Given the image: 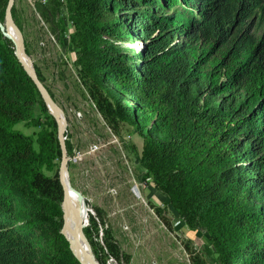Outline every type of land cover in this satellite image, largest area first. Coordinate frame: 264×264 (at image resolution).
I'll list each match as a JSON object with an SVG mask.
<instances>
[{"label": "trees", "instance_id": "1", "mask_svg": "<svg viewBox=\"0 0 264 264\" xmlns=\"http://www.w3.org/2000/svg\"><path fill=\"white\" fill-rule=\"evenodd\" d=\"M8 1L0 0L1 23ZM66 1L89 97L111 129L135 127L140 164L175 223L206 233L223 264H264V0H119L143 43L133 53L103 48L100 15L115 0ZM60 8L51 0L37 10L64 37ZM13 16L22 30L15 6ZM217 96V108L203 106ZM41 100L0 31V264H80L60 233L59 173L46 176L43 154L10 130ZM48 117L52 129L38 143L55 152L57 124ZM95 211L85 235L105 264L98 250L115 258L120 251L104 212ZM99 225L106 227L101 241Z\"/></svg>", "mask_w": 264, "mask_h": 264}, {"label": "rangeland", "instance_id": "2", "mask_svg": "<svg viewBox=\"0 0 264 264\" xmlns=\"http://www.w3.org/2000/svg\"><path fill=\"white\" fill-rule=\"evenodd\" d=\"M56 1L61 7L58 18L63 19L67 26L64 37L52 23H46L37 10L38 6L50 8L51 0H16L15 10L22 26L26 53L35 70L39 69L44 78L43 84L53 94L67 120L65 145L70 154L69 179L89 209H84V228L90 224V214L97 216L95 208L102 209L113 241L119 247L118 258L112 257L107 249L104 252L98 250L99 258L106 261L105 264H223L209 236L200 230L188 229L183 222L175 224L174 211L167 205L168 200L164 196L162 201L163 195L159 193L160 197L158 192H154L153 184L147 180L146 170L140 164L143 139L135 127L120 123L115 131L97 111L80 73L82 65L78 63L84 54L75 46L81 41L69 19L68 3L66 0ZM127 8L126 5L120 8L119 0H115L110 8L104 6L103 11L110 12L100 15L101 27L105 28L101 30L102 41H105L102 42L103 48L114 46L128 53L141 48L142 40L126 17ZM73 35L76 39L72 38ZM222 98L208 99L203 106L217 108ZM42 102L47 108L43 99L37 101L30 117L17 122L10 130L31 139L32 143L27 144H32L33 151L43 154L42 160L48 161L41 166L42 172L52 177L59 173L62 151L60 146L53 152L38 143L40 134L44 136L52 129L49 126L51 119L48 120L51 114H45ZM44 145L51 146L50 143ZM56 151H61L60 158H57ZM152 203L160 207L163 216L173 223L171 231ZM99 226L101 241L102 235H106V227ZM88 244L98 261L89 241Z\"/></svg>", "mask_w": 264, "mask_h": 264}, {"label": "water", "instance_id": "3", "mask_svg": "<svg viewBox=\"0 0 264 264\" xmlns=\"http://www.w3.org/2000/svg\"><path fill=\"white\" fill-rule=\"evenodd\" d=\"M15 1L16 0L8 1V5L6 8V12H5L4 23L0 22V31L3 34V36L6 39L10 40L11 43L13 44L14 54L17 60L22 65L28 77L32 80V82L36 86L50 114L53 116V118L56 121L58 141H59L60 148L62 151V158H61V164H60V169H59V181H60V185L63 191V201H62V206H61L62 211H63V223H62V229L60 233L66 238L69 244L70 250L72 251L74 257L80 262V264H84L82 261L79 260V258H77L74 252L76 248H79V246H81L80 239L73 241L70 238H68L66 234L67 222L71 216V211L73 207L72 194L76 192L81 196L79 192L73 189L70 183V179H69L68 163L70 160H69V155H68L66 145H65V141H66L65 132L67 129V120H66L63 110L60 108L58 103L54 100V98L52 97L48 89L45 87V85L40 81L37 75V72L33 66L32 60L29 58V56L26 53L24 34L19 28V26L17 25V23L15 22L14 16H13V8L15 6ZM15 34H16V37H15ZM84 206H85V201H84ZM86 253L89 255L92 264H100L95 259L93 254H90L89 251H87Z\"/></svg>", "mask_w": 264, "mask_h": 264}, {"label": "bare ground", "instance_id": "4", "mask_svg": "<svg viewBox=\"0 0 264 264\" xmlns=\"http://www.w3.org/2000/svg\"><path fill=\"white\" fill-rule=\"evenodd\" d=\"M15 37H16V34H15ZM72 201H73V207L71 211V216L67 222L66 233H67L68 238H70L71 240L76 241L80 239L81 241L80 242L81 246H79V248H76V250L74 251L77 258H79V260L82 261L84 264H92L89 255L86 253L87 251H89L90 254H92V251L84 236L85 235L84 234V229H85L84 219L86 217V211L84 209H87L86 203L84 206L85 200L83 196L82 195L80 196L76 192L72 194Z\"/></svg>", "mask_w": 264, "mask_h": 264}, {"label": "built area", "instance_id": "5", "mask_svg": "<svg viewBox=\"0 0 264 264\" xmlns=\"http://www.w3.org/2000/svg\"><path fill=\"white\" fill-rule=\"evenodd\" d=\"M175 224H178V223H175Z\"/></svg>", "mask_w": 264, "mask_h": 264}]
</instances>
